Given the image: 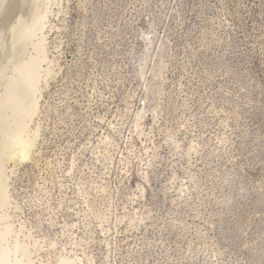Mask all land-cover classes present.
<instances>
[{"label": "rangeland", "instance_id": "rangeland-1", "mask_svg": "<svg viewBox=\"0 0 264 264\" xmlns=\"http://www.w3.org/2000/svg\"><path fill=\"white\" fill-rule=\"evenodd\" d=\"M33 1L0 0V260L264 264V0Z\"/></svg>", "mask_w": 264, "mask_h": 264}, {"label": "bare ground", "instance_id": "bare-ground-1", "mask_svg": "<svg viewBox=\"0 0 264 264\" xmlns=\"http://www.w3.org/2000/svg\"><path fill=\"white\" fill-rule=\"evenodd\" d=\"M32 1H33V0H32ZM35 1H36V2L33 1V2H34L33 4H35L34 6H35L36 9H38V7H36L37 2H39V4H42V3L45 2V0H43V2H42V0H35ZM40 2H42V3H40ZM31 4H32V3H31ZM39 4H37V5L39 6ZM44 4H45V3H44ZM44 4H42V6L40 5L41 8H43ZM28 6H29V5H28ZM32 6H33V5H32ZM30 9H32V8H30ZM36 9H34L35 12H36ZM39 9H40V7H39ZM43 9H44V8H43ZM31 12H32V11H30V14H31ZM35 12H34V13H35ZM38 12H39V11H38ZM38 12H37V13H38ZM40 12H41V10H40ZM48 13H49V12H48ZM37 15H38V14H37ZM38 16H39V15H38ZM36 17H37V16H36ZM42 20H43V18H42ZM35 22H36V21H35ZM30 24H31V23H30ZM33 24H34V21H33ZM40 25H41V22H40ZM32 26H34V25H32ZM35 26H36V25H35ZM36 29H37V28H36ZM30 30H31V29H30ZM19 48H20V47H19ZM20 49H21V48H20ZM20 49H19V50H20ZM15 50H16V49H15ZM17 50H18V49H17ZM19 50H18V51H19ZM20 51H21V50H20ZM14 52H16V51H14ZM24 52H25V51H24ZM17 53H18V52H17ZM19 53H20V52H19ZM13 54H14V53H13ZM20 54H21V53H20ZM22 54H23V53H22ZM7 58H8V57H7ZM9 61H10V59H9ZM5 62H6V61H5ZM5 62H4V64H5ZM10 64H11V63H10ZM0 65L2 66V64H0ZM8 66H10V65H8ZM0 68H1V67H0ZM4 68H5V67H4ZM2 70H3V69H2ZM0 73H1V72H0ZM3 73H4V76L6 77V75H5V71H4ZM6 73H7V72H6ZM2 75H3V74H1V76H2ZM5 79H6V78H5ZM10 79H11V78H10ZM10 79H9V80H10ZM2 80H3V79H2ZM10 81H11V80H10ZM12 81H13V80H12ZM13 82H14V81H13ZM10 83H11V82H10ZM2 86H4V85L2 84ZM2 86H1V87H2ZM8 87H9V85H8ZM8 87H7V88H8ZM10 87H11V84H10ZM11 89H12V87H11ZM11 89H10V91H11ZM18 91H19V90H18ZM0 92H1V90H0ZM13 92H14V91H13ZM9 94H10V93H9ZM14 94H15V93H14ZM18 94H19V92H18ZM18 94H17V95H18ZM4 95H5V94H4ZM5 96H7V95H5ZM2 97H4V96H2ZM4 98H5V97H4ZM4 98H3V99H4ZM17 98H18V97H17ZM12 106H13V105H12ZM2 107H4V106H2ZM12 110H13V109H12ZM12 110H10V111H12ZM22 110H23V109H22ZM3 111H4V110H3ZM8 111H9V110H8ZM4 112H5V111H4ZM20 112H21V111H20ZM23 112H24V111H23ZM18 113H19V112H18ZM25 113H26V112H25ZM25 113H24V114H25ZM21 114H22V113H21ZM34 114H35V113H34ZM17 115H18V114H17ZM27 116H28V115H27ZM27 116H26V118H27ZM12 117H13V116H12ZM12 117H11V118H12ZM20 117H21V115H20ZM20 117H19V118H20ZM29 117H30V116H29ZM17 120H18V119H17ZM21 120H22V119H21ZM27 120H28V119H27ZM24 122H25V121H24ZM14 124H16V123H14ZM27 124H28V123H27ZM8 126H9V124H8ZM10 126H11V125H10ZM12 126H13V125H12ZM25 127H26V126H25ZM29 127H31V125H30ZM19 129H20V128H19ZM24 130H25V128H24ZM28 130H29V129H28ZM21 131H22V129H21ZM21 131L19 130V131H17V132H21ZM17 132H16L15 134H17ZM10 133H11V132H10ZM21 133H23V132H21ZM25 133H26V132H25ZM6 134H7V133H6ZM8 134H9V133H8ZM34 134H35V133H34ZM23 135H24V134H23ZM26 135H27V134H26ZM36 135H37V134H36ZM11 136H13V135H11ZM11 136H10V137H11ZM24 136H25V135H24ZM27 137H28V136H27ZM30 137H32V136H30ZM30 137H29V138H30ZM8 138H9V137H8ZM13 138H14V137H13ZM15 138H16V137H15ZM23 138H24V137H23ZM29 138H28V139H29ZM11 139H12V137H11ZM35 139H36V137H35ZM3 140H4V139H3ZM8 140L10 141V139H8ZM8 140H6V141H8ZM38 140H39V139H38ZM9 141H8V142H9ZM4 142H5V141H4ZM24 142H25V141H23V143H20V144H24ZM1 143H2V142H1ZM1 143H0V144H1ZM18 143H19V142H18ZM34 143L36 144V142H33V144H34ZM3 144H4V143H3ZM3 144H2V145H3ZM6 144H8V143H6ZM24 145H25V144H24ZM24 145H23V146H24ZM5 146H7V145H5ZM31 147H32V143L29 141V142H27V144H26V148H27V149H26L25 147H24V148H25V150H27V151L29 150V151H30ZM18 148H19V147H18ZM20 148H21V145H20ZM22 148H23V147H22ZM4 150H5V148H4ZM21 150H22V149H21ZM10 151H11V150H10ZM12 151H13V150H12ZM22 151H23V150H22ZM22 151H21V152H22ZM15 152H16V151H15ZM23 152H25V151H23ZM9 153H10V152H9ZM19 153H20V152H19ZM25 153H26V152H25ZM27 153H28V152H27ZM3 154H4V153H3ZM13 154H14V153H13ZM16 154H17V152H16ZM25 158H26V157H25ZM3 198H4V197H3ZM3 198H2V199H3ZM15 237H16V236H15ZM18 238H19V237H18ZM2 240H3V239H2ZM18 240H19V239H18ZM18 240H17V241H18ZM20 241H21V240H20ZM21 246H22V245H21ZM16 249H17V253H16V254H21V253H22V250H21L19 247H17ZM0 253L2 254V252H0ZM13 254H14V253H13ZM13 254H12V253H9V252L6 253V254L4 255L3 258L1 257L0 262L2 261V262H1L2 264H25L23 261H21V259L19 260V258H20L19 256L17 257L16 261L13 262L14 260H12V257H11V256H13ZM65 254H66V253H65ZM23 255H26V254H24V250H23ZM75 255H76V254H75ZM15 256H16V255H15ZM20 256H22V255H20ZM2 259H3V260H2ZM24 259H25V258H24ZM30 259H31V257H30ZM22 260H23V259H22ZM80 260H81V259H80V258H77L76 256H75V258H74V257H68V256L65 257V256H63V257L58 261V264H83V263H81ZM29 264H32V263L29 262Z\"/></svg>", "mask_w": 264, "mask_h": 264}]
</instances>
